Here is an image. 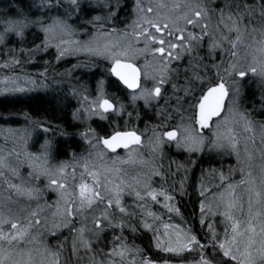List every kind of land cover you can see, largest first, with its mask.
Wrapping results in <instances>:
<instances>
[{"label": "snow or ice", "instance_id": "1", "mask_svg": "<svg viewBox=\"0 0 264 264\" xmlns=\"http://www.w3.org/2000/svg\"><path fill=\"white\" fill-rule=\"evenodd\" d=\"M222 4V7H212L210 0H132L129 6L126 0H29L28 10H19L18 18H0V48L7 50L6 53L0 50V68L20 66V55L26 54L31 61L36 54H46L50 48L55 49L56 64L85 53L90 58L110 61L104 71L132 90L133 106L143 100L146 106L152 107L153 101L161 100L163 86L180 76L181 69L174 67V63L178 65L187 57L188 64L183 71H191V76L184 75L185 83L180 90L185 96L194 97V103L189 105L192 116H180L176 125L170 123L173 112L179 113L182 108L173 106L172 112L160 107L157 112L160 123L146 125L142 131L133 126L101 137L89 127L80 135L95 153L89 152L79 159L73 153V164L50 165L51 139L41 145L40 153L28 151L26 141L23 152L13 149L4 153L0 149V180L16 196L9 194L0 200V264H67V260H62L63 244H58L55 250L49 248L43 243L40 231L63 228L74 232L70 247L78 258L80 249L91 253L89 264H157L151 257L144 256L139 246L129 244L123 235L125 230L137 232V224L152 231L157 249L172 254L181 264L183 254L192 250L199 256L196 264H264V120L253 115L257 111L264 115V0H222ZM129 7L131 23L125 24L123 29L113 27L120 21V13ZM73 19L78 27L70 22ZM33 27L39 29L40 35L31 41L32 47L10 46V37L19 38L17 43L22 45L26 32ZM78 34L88 39H75ZM204 48L207 59L216 60L215 63L206 62L205 56L200 55ZM218 54L222 55L217 59ZM141 59L142 65L138 63ZM44 65L43 71L35 75L13 73L0 77L4 85L0 92L26 93L48 88L49 70L53 78L56 71L53 61H44ZM95 67L94 60L78 61L62 74L75 78L80 85L71 87V95L81 102L73 112L74 119L90 120L97 116L107 120L110 113L126 112V105L118 97L109 98L103 77L96 82L95 95L80 84L79 77H73L78 70L90 71ZM209 72L213 75L209 76ZM250 78L257 82L258 107L255 101L251 108L245 103L244 86ZM54 82L63 83L62 80ZM196 82H199V96L193 88ZM172 87L177 90L176 84ZM182 101L183 97L176 96L177 105ZM126 114L133 116V112ZM24 115L31 119L34 131H51L47 118H31L27 112ZM135 118L139 120V112L135 113ZM206 130L210 134L206 135ZM145 132L151 134L144 137ZM63 134L69 135L66 131ZM171 142L189 152H204L207 148L229 155L234 153L238 170L243 174L237 184L224 185V191L219 194L220 203H200L201 224L206 216H214L215 211L223 207V233L208 224L205 242L190 225L185 228L164 224L165 231L161 235L155 223L162 217L147 205L149 199L158 203V197H163L164 208L179 213L173 203L174 196L163 187H153V176L164 177V172L159 170L163 165L146 160L139 153V149L146 146L154 157L162 158L165 144ZM121 147L128 149L129 162L135 163L139 156V162L150 165V171L129 177L124 169L115 167L123 163L119 156L111 162V167L90 159L95 155L96 160L103 161L108 149L115 151ZM13 156L15 161H10ZM24 163L32 168L29 177L37 180L40 176L46 177L47 188L57 193L56 211L51 221L41 216V205L32 208L20 203V197L39 201L44 191L34 184H25L22 178L20 183L10 179V176L21 177L19 167ZM232 171L231 166L229 175L219 171L221 182L229 181ZM183 183L181 181L180 191L184 190ZM239 186H243V194L237 193ZM125 195L135 198L131 206L125 204ZM201 195H204L203 190ZM77 216L82 221L91 216L92 229L83 224L72 228ZM106 229H119L120 235H113L111 246L100 249L101 258H97L93 243L94 240L102 242L100 236ZM163 264H171V261L164 260Z\"/></svg>", "mask_w": 264, "mask_h": 264}, {"label": "rangeland", "instance_id": "2", "mask_svg": "<svg viewBox=\"0 0 264 264\" xmlns=\"http://www.w3.org/2000/svg\"><path fill=\"white\" fill-rule=\"evenodd\" d=\"M126 2H129L128 4H129V6H131L132 0H126ZM210 3H211L212 7H222L223 6V4H221V5L214 4V2L212 0H210ZM14 18H18V16L14 17ZM120 18L121 19L119 22L112 25L113 27H118L120 29H123L125 24L131 23L132 13H131L130 7L128 9H125L124 11H122L120 13ZM75 21L76 20L73 19L70 22L73 23L74 25H76ZM91 31H94V29H92ZM65 38L67 39V37H65ZM74 38L85 40V39H88V36L78 34ZM54 54H55V49L52 48L51 49V55L47 61H49V60L53 61L52 66L55 68V71H56V75L53 78V72L50 69L51 72H49V81H48L49 84H52L50 87L53 88L52 90L55 93L54 94L55 100L57 101L58 96L62 94V96H65V98H66L65 103H69V98L67 96V93H68L72 99L71 100V107L69 108L70 114H71L70 115L71 120L73 121V123H83L82 124L83 128H81L82 130L80 131V133L86 132L89 127L95 129L93 126L89 125V123L92 120H97L100 123L104 119H101L100 117H97V116H93L90 120H86L83 118L80 120H77V119L73 118V112L77 108L80 107L81 102L78 100L77 97L71 95V87L72 86L79 87L80 85L77 83V80L75 78H72V77L68 78V77H65L62 75L64 73L65 69L63 71H62V69L59 70V67H61V65H60V63L56 64L54 62V60H53ZM200 55L205 56L206 61L208 60L206 48L201 49ZM219 55H222V54H218L217 59L219 58ZM68 58H70V57H68ZM71 58L73 61L72 64H76L78 61L88 62L90 59L94 60L95 64L97 65V67H95V68H99V73L103 74V75L99 74L100 78L96 79V81L94 82V85H92L93 87L88 88L89 94L95 95L96 82L99 79H101V77H103V79L106 81L104 87H105V90L107 91V93H109V97H111V98H113V96L118 97L119 101H122L126 105V107H128V105H132L131 104V95H130L132 90L129 93V100L128 101H127V99L125 100L124 98H122V97H126L128 93H125L123 91L124 93L121 95V98H120L115 91L109 90L110 89L109 85L112 82V80L111 81L107 80L109 75L104 71V69L110 65V61L104 60L103 58H90L85 53H80L78 56H73ZM36 61L37 60L29 61L27 59V61H25V64H21L20 66H14V67L8 68V69L0 68V77L4 76L5 74L11 76V75H13V73L19 74L20 76H24L25 74L35 75L38 71H43V67L45 66L44 62H42V63H40V66H42V69L30 68L29 66ZM207 62L208 63H215L216 60H211V61L208 60ZM63 63H64V61H63ZM138 63L142 65L143 59L138 61ZM34 64H36V63H34ZM187 64H188V58L187 57L185 58L184 61L179 62L178 65H177V63H174V65H173L174 67L179 66L181 69L180 76L179 77H173L167 84H165L163 86V89H164L163 96H162L161 100L159 101L162 103L161 105L163 106L165 98H167V101H169V97H170L171 101L174 100L175 103H174V105L173 104L171 105L172 107H171L170 112H172L173 106L182 108L181 112L173 114V119L170 121V123L172 125H176L180 122V116H184L185 118L192 116V109L189 107V105L194 103V97L193 96H185L183 91L180 90L181 86L184 85V83H185L184 75H188L189 77L191 76V71H189L188 73H184V71H183L184 67ZM81 70H87V69H81ZM78 71H80V70H78ZM201 74H203V73H201ZM208 75L212 76L213 72H209ZM110 77L113 78L114 76H110ZM114 78H116V77H114ZM54 80H62L63 84H67V85L65 87L61 86V84L57 85L54 82ZM178 81L180 82V84L175 83ZM116 83H118V81ZM255 83H256V81L250 78L245 83L244 93L246 90H248V89H246L247 85H251V84H255ZM173 84L177 85V90H174L173 87H171ZM120 86H123V85H120ZM3 87H4V85L2 83H0V88H3ZM193 88L195 90V95L199 96L200 93L199 92L197 93V91L199 90V82H196V84L193 85ZM45 89L46 88H37L31 92H39L40 90L44 91ZM31 92H26V93H30L34 96L36 95L35 93H31ZM16 93H20V92H9V93L0 92V96H4V95H8V94H16ZM249 94H250V90H249ZM249 94H247L248 95L247 100H249V101L246 100L248 104H250V102H252L254 99H256L255 94L253 92L250 94V96H249ZM39 96L46 97V95H41V94H39ZM176 96L183 97L184 101H186V102L182 101L181 105H177L176 104ZM46 100H48V96L46 97ZM113 101L117 102V100H115V99ZM137 103H140L145 108H149V109L154 108V107H161V105L157 106L158 103L156 101L152 102V107L146 106L144 104L143 100H138V101H136L135 104H137ZM225 103L227 105V101ZM165 108H170V107H165ZM83 115L86 116L87 114L85 113ZM115 115L118 116V115H122V114L116 113ZM253 115L256 116L257 114L253 113ZM256 117L260 120H264L263 116L257 115ZM28 120L29 121L27 122V124H23V125H20L17 127L4 126V127L0 128V149H2L4 151V153L10 152L13 149H15L16 151L23 152L25 141H26L28 151L33 152V153H40L42 151L41 145L44 144L46 139H51L49 136V132L45 133V132L41 131L40 129L39 130L36 129L34 131L32 123H31V119L28 118ZM140 130L142 131L143 128ZM96 132H97V130H96ZM150 134H151L150 132H145V133H143V136L147 137ZM205 134L208 135L210 133H208V131L206 130ZM80 140L82 141V146L78 150L71 149V152L68 153L67 159L55 160L53 157V153H52L53 148H52L51 155L49 157L50 165L51 166H57V165L64 163V162H66L68 164H73L74 163L73 153H75V156L77 159H79L81 156H87V154L89 152H93V154L95 153V150L92 149L88 145L87 140L82 135H80ZM258 141H259V137H257V142ZM168 150H170L172 153H175V154H170V153L168 154ZM139 153H141L146 160H152L153 162H155L158 165H160V164L163 165V167L160 168L159 170L164 172V177L161 178L160 176H153L152 177L153 187H155V188L163 187L164 189L169 191L171 193V195L174 196L173 203L175 204V206L177 208H179V213L169 212L167 209L164 208L163 197H158V200H159L158 203L153 202L150 199L147 201V205L150 208V210L154 211L155 213H157L158 216L162 217V220H158L155 223V227H157L159 229V232L161 235H163L164 231H165L163 228L164 224L181 225V227L187 228V226L184 225L183 223L192 224L193 226H196V224H197V229H198L199 233L202 235V238L204 240H206V234L209 232L208 224H213L218 233H221V234L223 233V230L225 227L224 217L222 215L223 207L221 206L219 209H217L215 211L214 216H211V214H209V216H206L205 222L203 224H201L200 223V216H201L200 203L202 201L205 204L210 203V202L213 203L214 205L217 203H220L219 194L224 191V185H226V183L237 184V182L243 178V174L240 173L238 170L237 160H236V156L234 153L229 155L227 152H224V151H216V150L208 151L207 148L205 149L204 152H189L186 148H177L175 146V142L165 144L164 149H163V157L162 158L159 156L154 157L153 154L148 150V148L146 146L141 147L139 149ZM176 154H179L180 156L182 154L183 158H180ZM117 156H119L122 159L123 163H117L115 165V167L124 169V171L128 174L129 177L135 176L137 174H143L146 171H150V165L141 164L139 162V156L136 157L135 163L129 162L128 149H123L122 151H119V152H114L111 149H108L107 154L104 157L103 161L96 160L95 155H93V157L90 159L92 160V162H94L96 164L104 163L105 165L111 167V166H113L111 162L113 160H115V158ZM207 156L210 157V158H206L207 163L203 166H200L199 170L196 172L194 170V168L196 167L197 163L200 162L202 157H207ZM9 159H10V161H15L14 156L10 157ZM186 159L190 160L191 163L188 164ZM193 161L195 163H192ZM169 165L171 166L170 170H169ZM178 165H183V167H178ZM230 166L233 169V171L230 175L229 181L221 182V180L219 179V175H218L219 171H223L225 175H229V167ZM213 169H215L216 171H212ZM19 170L21 173V177H11L10 176V179H12L14 183H20L21 178H22L23 181L25 182V184H27V185H33L34 184L37 187L44 190L43 196L39 201H36V200L29 201L25 197H20L19 198L20 203L21 204H28L32 208H35L37 204L41 205V207H42L41 216H46L49 218V221H51L52 213L56 211L54 202L58 198L57 193L53 189L47 188L48 180L46 177L40 176V178L37 180L34 177L28 176V173L32 171V168L28 163L21 164L19 167ZM77 171H80V168L78 165H77ZM166 171L170 172V174H171L170 177L165 176ZM181 181L184 182L183 183V189H184L183 191H180ZM202 184H203V189L201 188ZM202 190L204 191L203 196L201 195ZM237 193L238 194L244 193L243 186L237 187ZM9 194L13 195V197L16 198L15 193L9 192L6 188V183L4 181L0 180V200L5 199V197H7ZM134 199H135L134 197H131L128 195L124 196V202L126 205H129V206H131L133 204ZM245 199H246V196H245ZM245 211H246V207H245ZM85 215L87 216L88 214L86 213ZM116 215L119 216V213H116ZM75 222H77V224H78L77 227H80L81 224L85 225L87 229H92V227H93L92 223H91V216H88V219L83 220V221L80 219L79 216H77L73 219V223H75ZM136 222L137 221L134 219L133 223H136ZM150 222H152V221L150 220ZM181 222H183V223H181ZM137 225H139V224H137ZM63 229H66V228H63ZM63 229H60L59 231H49L48 229H40V231L43 233V235H42L43 243L50 248L49 237L51 235L60 234V232ZM142 231H145V232L148 231L149 232L148 234L151 236V248L148 251H142V254L144 256L151 257L153 260L157 261V264H163L164 260L171 261V264H181L180 259H177L172 254L165 253L161 249H157L155 247V240H154L152 231L147 230V229H143V228H142ZM86 235H89V238H93L89 233H86ZM125 237H127L129 244H134L136 246H139V248L142 249V247L140 245L141 240H143L142 237H144L142 235V233L141 234H135V233H132V232L127 230V232L125 233ZM70 243H71V240L68 239V240L57 242V244H55V249H56L58 244H63L62 260H67V264H72L71 260L68 259V257L70 256V252L68 251V246ZM36 247H40V245H36ZM77 247L79 248V243L77 244ZM55 249H53V250H55ZM100 249H102V248H100ZM100 249H99V251H96L97 252L96 253L97 258H101ZM196 254H197V251H195V250L184 253L183 258H182V264H196V261H198V259H199V256H196ZM90 255H91V253L86 254L83 249H80L79 258L76 254L74 255V257L75 258L77 257L76 258L77 261L81 260V261L89 262L88 256H90ZM185 258H191V259H185Z\"/></svg>", "mask_w": 264, "mask_h": 264}, {"label": "trees", "instance_id": "3", "mask_svg": "<svg viewBox=\"0 0 264 264\" xmlns=\"http://www.w3.org/2000/svg\"><path fill=\"white\" fill-rule=\"evenodd\" d=\"M212 1L216 5L222 4V0H212ZM28 3H29V0H0V18L17 17L19 10H24V11L28 10L27 8ZM75 24L79 26V24L76 21H75ZM39 35H40L39 29L33 27V28L28 29V31L26 32L25 42L22 45L17 43V40L19 38L14 37V36L9 38V44L10 46L17 47V48L21 46H23L24 48H30L32 47L31 41L35 39L36 37H38ZM36 43H39V39H36ZM51 49L52 48H50L46 54L45 53L36 54V58L34 59V60H37L36 62H34L36 64L32 63L29 67L35 68V69L36 68L42 69V66H40V63L48 60V58L51 55ZM0 50H2L5 53L7 51L6 49H2V48H0ZM4 58H7V57L4 56ZM19 58L21 59L22 64H25V61H27L28 59L26 54L20 55ZM63 61L60 62L61 67H59V70L62 69V71L65 68L71 67L72 62H73L71 57L70 58L67 57ZM88 71L89 70L76 71L73 73V77H79L81 84H84L87 87L92 88L93 87L92 84L94 83L95 80L86 79L88 77L87 75ZM49 72L51 71L49 70ZM83 72H85V75H83ZM99 74L102 75V73H99ZM68 78H71V77H68ZM107 80L111 81V77H108ZM112 82L116 83V81H113V80ZM112 82L110 83L109 88L113 86ZM175 83L180 84L179 81ZM256 84L257 82L255 84L247 85L246 87V89L248 90L245 91V103L247 104L249 108L253 106L252 105L253 101H255L257 107L259 105L258 98H259L260 93H259V90ZM49 85L51 86L52 84H49ZM66 85L67 84L61 83V86L65 87ZM50 86L46 88L44 91L40 90L39 92H31V93H35L36 94L35 96L30 93H23V94L16 93V94H8V95L0 96V128L4 126L17 127L23 124H27L29 120L27 117H25L24 115L25 112L31 114V118H39V119L47 118V120L50 121V124L48 125V127L51 129V131H49V136L53 142V151H52L53 157L55 160L67 159L68 153L71 152V149L78 150L82 146V141L80 140V131L82 130L81 128H83V126L80 128L78 126V123H73V121L71 120V117H70L71 114H70V109H69L71 107V100H72L71 96L67 93V96L69 98V103H65L66 98L65 96H62V94L58 96V100L56 101L54 98L55 93L52 90L53 88ZM109 90L111 91V89ZM249 90H250V94L253 92L256 98L252 102H250V104L247 103V101H249L247 100V96H248L247 94H249ZM122 91L123 90L120 87H119V90L116 91L117 95L120 98H121V95L123 94ZM198 92L199 90L197 91V93ZM39 94L46 95V97L48 96V100H46V97L39 96ZM165 100H167V98H165ZM174 103L175 101L174 100L171 101L169 97V101L167 104H165V101H164L163 106L161 105L162 104L161 102H159L157 106L161 105V107H170V108H167L168 111L170 112L171 107H172L171 105L172 104L174 105ZM159 108L160 107H154L150 109L145 108L140 103H137L134 106L128 105V107H126V112L124 114L118 115V116L116 115L111 116L109 120L100 122L99 125H96L98 123L95 124V121H93L94 123L93 124L91 123V124L94 125L93 127L97 130V133L101 137L108 135L109 133H112L113 131H117V130L120 131V130H124L128 127H133V126L138 127V129L140 130L142 128L144 129L146 125L160 123L159 117L157 116V112ZM127 112H133V116L131 117L130 121L125 122ZM136 112H139L140 114L139 120L135 118ZM175 113L176 112H173V114ZM254 113L257 115L263 116L264 118V115H261L258 111ZM57 125H59L60 127L59 128L56 127ZM64 131L69 133V135H64L63 134ZM169 153L175 154V153H172L170 150H168V154ZM176 155L179 156L180 158H183L182 154L181 156L179 154H176ZM206 158H210V157L208 156L202 157L200 162L197 163L196 167L194 168L196 172L199 170L200 166H203L207 163ZM186 161L188 162V164L191 163L190 160L186 159ZM165 176L170 177L171 176L170 172L166 171ZM183 224L186 226L190 225L192 228V231L198 237H200L201 241L202 242L206 241L202 238V235L199 233L197 229V224L196 226H193L192 224H185V223ZM77 226L78 224L77 222H75L72 224L71 227L77 228ZM137 229L138 230L137 232H135V234L142 233V235L144 236L142 237L143 240H141L140 242L142 250L148 251L151 248V236L148 234L149 233L148 231L147 232L142 231V226L137 225ZM126 232L127 230L124 231V234H123L124 236ZM73 235H74V232L71 230V228L63 229L58 235H51L49 237L50 248L55 249V244H57V242L64 241L65 237H68L69 240H72ZM113 235L119 236L120 235L119 229H106L100 236V241L102 242H96L94 240L93 250L99 251L100 248L106 250L107 247L111 246ZM104 242H107V243H104ZM70 244L68 246V251L70 252V256L68 257V259L71 260V263L72 264H89V262L76 260L77 257L76 258L74 257L75 254L72 252Z\"/></svg>", "mask_w": 264, "mask_h": 264}, {"label": "flooded vegetation", "instance_id": "4", "mask_svg": "<svg viewBox=\"0 0 264 264\" xmlns=\"http://www.w3.org/2000/svg\"><path fill=\"white\" fill-rule=\"evenodd\" d=\"M83 75H85V72H83ZM87 75H88V77L86 78V79H91V80H95L96 81V79H98V78H100V76H99V68H92V70H90V71H88L87 72ZM91 77H90V76ZM103 75V74H102ZM110 77V76H109ZM119 79V78H118ZM117 79V77L116 78H112L111 77V80H113V81H118V83H114V82H112L113 83V86L110 88L111 89V91H117V90H119V87L120 88H122V90L125 92V93H128L127 94V96L126 97H124L125 99H127V101L129 100V93H130V89L128 90L127 88H126V86H124L123 84H122V82H120L119 80ZM94 81V82H95ZM109 81V80H108ZM114 84H115V86H114ZM123 85V86H120V85ZM92 85H94V83L92 84ZM87 88H89V87H87ZM122 91V92H123ZM123 92V93H124ZM109 98H111V97H109ZM123 98V97H122ZM114 103H116V101H113ZM115 114L116 113H110L109 115H108V119L107 120H109L110 119V117L111 116H115ZM130 119H131V117H129V116H126V119H125V122H127V121H130ZM93 121H95V124L96 123H98V124H96V125H99L100 123H99V121H97V120H92L90 123H89V125H91V126H94V125H92L94 122ZM105 120H103L102 122H104ZM92 123V124H91ZM83 123H78V126L81 128L83 125H82ZM128 128H130V127H128ZM128 128H126V129H124V130H127ZM120 131H123V130H120ZM123 149H120V150H118V151H114V152H119V151H122ZM188 254V253H187ZM196 256H198V254H196ZM185 259H191V258H185Z\"/></svg>", "mask_w": 264, "mask_h": 264}, {"label": "water", "instance_id": "5", "mask_svg": "<svg viewBox=\"0 0 264 264\" xmlns=\"http://www.w3.org/2000/svg\"><path fill=\"white\" fill-rule=\"evenodd\" d=\"M120 149H125V148L121 147V148L116 149L115 151H118V150H120ZM112 151H113V150H112Z\"/></svg>", "mask_w": 264, "mask_h": 264}]
</instances>
